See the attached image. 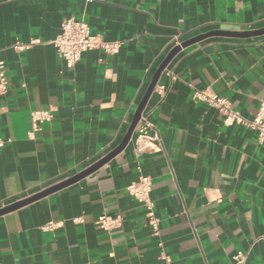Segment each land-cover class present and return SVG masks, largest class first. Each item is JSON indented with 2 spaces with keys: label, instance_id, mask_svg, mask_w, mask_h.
Instances as JSON below:
<instances>
[{
  "label": "crops",
  "instance_id": "obj_1",
  "mask_svg": "<svg viewBox=\"0 0 264 264\" xmlns=\"http://www.w3.org/2000/svg\"><path fill=\"white\" fill-rule=\"evenodd\" d=\"M73 16L91 35L120 42L67 68L51 42ZM264 29V0H0V208L87 169L122 142L157 68L176 46L212 31ZM39 43L15 53V43ZM141 115L154 150H136L135 129L107 164L0 216V264H264V141L225 126L195 92L227 99L252 120L264 100V35L210 36L182 48L161 73ZM53 110L28 135L30 112ZM137 126V124H136ZM151 182L160 242L143 207L125 190ZM101 213L121 226L104 231ZM81 217L82 223H73ZM48 224L55 226L43 229Z\"/></svg>",
  "mask_w": 264,
  "mask_h": 264
},
{
  "label": "built area",
  "instance_id": "obj_2",
  "mask_svg": "<svg viewBox=\"0 0 264 264\" xmlns=\"http://www.w3.org/2000/svg\"><path fill=\"white\" fill-rule=\"evenodd\" d=\"M92 2V0H86ZM37 40L30 42L15 43L10 48L15 53H21L29 50L32 46L38 44ZM56 50L57 56L63 61L67 68H73L81 59L83 53L98 50L107 55H114L121 47L120 42H107L99 40L96 36L91 35L88 25L76 20L73 16L65 18L60 26L59 33L51 42ZM176 46L180 43H175ZM7 67L3 60H0V94H4L7 90ZM153 92L159 96H163L165 92L164 86L155 85ZM196 100L205 102L208 106L214 108L222 117V122L225 126L240 125L244 126L256 133L259 142L264 141V100L259 103L258 110L252 120L244 119L238 112L231 108L227 99L218 96L217 94L205 92H195ZM53 118V110H36L30 112L29 124L30 129L28 135L32 136L41 130V126L51 121ZM135 146L136 150L142 152L145 149L154 150V144L158 141V136L154 131L153 124L147 117H140L136 129ZM5 145V140L0 138V149ZM151 182L148 177H140L136 182L129 184L125 190L138 202L144 209L146 224L151 231V235L157 240V246L162 247L160 242L159 219L156 217L154 203L150 196ZM73 223H82V218L78 217L72 220ZM95 224L98 228L104 231H111L121 226V216L108 215L101 213L96 217ZM54 224H48L43 229L50 230ZM248 258L247 252L237 251L231 256L233 264H246ZM163 264L168 263V259L163 257Z\"/></svg>",
  "mask_w": 264,
  "mask_h": 264
},
{
  "label": "water",
  "instance_id": "obj_3",
  "mask_svg": "<svg viewBox=\"0 0 264 264\" xmlns=\"http://www.w3.org/2000/svg\"><path fill=\"white\" fill-rule=\"evenodd\" d=\"M216 35H222V36H232V37H251V36H259V35H264V29L261 30H257V31H245V32H224V31H212L208 34H204L201 36H197L195 38H192L178 46H175L166 56V58L163 60V62L160 64V66L157 68L156 72L154 73L152 80L148 86V89L146 91V93L144 94L143 98L141 99L139 105L137 106V109L135 111V114L133 116L132 122L130 124V127L128 129V131L126 132L122 142L119 144V146H117L114 150H112L110 153H108L106 156L102 157L101 159H99L97 162H95L94 164H92L90 167H88L87 169L79 172L78 174L71 176L70 178H67L61 182H58L52 186H49L35 194H32L30 196H27L26 198H23L21 200H18L12 204H9L7 206H4L2 208H0V216H3L5 214H8L10 212H13L21 207H24L28 204H31L37 200H40L44 197H47L48 195L55 193L71 184H74L78 181H80L81 179L87 177L88 175H90L91 173L95 172L96 170H98L99 168H101L102 166H104L105 164H107L112 158H114L116 155H118L127 145V143L129 142L132 133L136 127V124L138 123L140 117H141V113L145 108V105L147 103V100L149 99V97L151 96V94L153 93V89L155 87V85L157 84L159 77L161 75V73L163 72V70L166 68V66L168 65V63L171 61V59L182 49L185 48L189 45H192L194 43H197L199 41H201L202 39H205L207 37L210 36H216Z\"/></svg>",
  "mask_w": 264,
  "mask_h": 264
}]
</instances>
